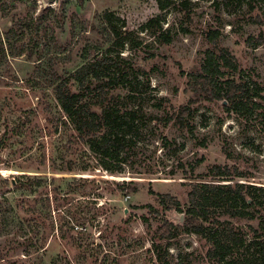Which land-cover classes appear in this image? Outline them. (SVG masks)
Instances as JSON below:
<instances>
[{"label": "rangeland", "instance_id": "obj_1", "mask_svg": "<svg viewBox=\"0 0 264 264\" xmlns=\"http://www.w3.org/2000/svg\"><path fill=\"white\" fill-rule=\"evenodd\" d=\"M182 1L165 17L166 43L157 30L141 31L160 14L157 0H0V264H216L207 255L209 233L177 228L168 240L160 230L166 221L182 224L197 186L264 188V0ZM106 11L132 32L133 43L113 45L123 62L110 73L116 92L133 97L126 110L139 116L115 171L77 139L52 84L54 74L66 81L110 46ZM18 20L26 22L24 36L9 45L5 34ZM212 30L221 32L216 44L206 37ZM213 48L228 52L237 67L223 63L225 79L250 84L256 107L237 112L195 93L187 75ZM191 101L193 115L181 126L177 113ZM162 196L180 210L162 206ZM246 211L254 220L213 207L214 233L229 234L228 224L238 238H252L264 205Z\"/></svg>", "mask_w": 264, "mask_h": 264}, {"label": "trees", "instance_id": "obj_2", "mask_svg": "<svg viewBox=\"0 0 264 264\" xmlns=\"http://www.w3.org/2000/svg\"><path fill=\"white\" fill-rule=\"evenodd\" d=\"M157 3L160 14L149 19L141 27V31L157 30V39H163L166 43H170L169 30L163 27L166 21L165 17L169 11L176 9L178 4L184 6L185 3L182 0H157ZM37 21L42 22V16ZM101 21L104 23L107 32L105 43L106 45L110 44L104 54L85 63L66 81H62L60 76L54 74L52 84L54 85L56 100L74 126L77 139L101 157L102 166L106 170L115 171L120 169L122 163H125L123 154L125 146L129 142L127 132L133 128V124L139 116L132 110H126L127 103L133 97L122 96L120 92H116V86H113L114 78L112 75L115 76V74L111 75L110 71L119 70L123 59L120 58V53L117 57L113 56L111 49L115 45L122 50L124 45L128 42L133 43V40L131 38L132 32H123L122 30V28H126V22L115 13L104 12ZM116 22H121L122 26L118 28ZM25 25V21L18 20L15 24L17 31L11 29L5 34L6 43L10 45L15 36H24V34L19 35ZM121 35H124V38L119 42L117 39ZM206 37L210 44H216L221 37V32L212 30L206 34ZM250 42L252 43L251 40ZM0 46L4 49L1 38ZM229 58L230 55L227 51H218L215 48L207 50L204 63L200 69L187 75L188 83L193 86L197 95L204 97L207 101H224L226 105L229 104L227 107L229 110L232 109L237 112L251 110V105L257 106L253 101L258 94H255L250 84L246 82L238 81L232 76L225 79L226 74L222 71L223 63L230 65V68L237 67ZM103 72H105L104 75ZM106 72L109 73L106 74ZM218 82L222 83L220 91H216L214 88ZM122 84L125 88L128 87L124 82ZM223 90L225 91L223 92ZM93 91H96L94 98H89L87 94ZM193 103L191 101L179 109L176 118L181 126L186 125L192 117ZM128 115L130 116L129 119ZM165 121L166 124H169L173 121V117H169ZM112 160H115L119 167L117 165L113 167L110 162ZM221 170L220 167H215V171L219 175L224 174V172H220ZM252 189L254 191L247 192L242 184L195 187L189 193L191 208L187 216L184 217V222L176 226L174 223L166 221L160 230L163 233V238L166 239L167 237L170 240L173 237V231L177 228L197 235L209 233L208 241L211 248L207 255L216 264H264V221L259 225V228H250L253 235L249 240L238 238L235 230L228 224L226 226L229 234L214 233L216 224L220 223V220L216 218V222H212L211 209L213 207H220V210L223 211L222 215L230 218L254 220L255 216L246 209L250 206L264 205V202L258 200L261 198L260 193L264 194V188ZM161 198L160 203L165 208H168L167 201H170L171 205L180 210V204L177 200L170 196H162ZM147 207L153 208L152 206ZM205 223L207 225L213 224V226H205ZM156 248L159 247L156 246ZM241 249H245L247 254L236 258L235 256ZM158 256L162 259L160 253Z\"/></svg>", "mask_w": 264, "mask_h": 264}, {"label": "water", "instance_id": "obj_3", "mask_svg": "<svg viewBox=\"0 0 264 264\" xmlns=\"http://www.w3.org/2000/svg\"><path fill=\"white\" fill-rule=\"evenodd\" d=\"M60 1L61 0H45L47 6H50V5H53V4L57 5V4H59ZM224 103L226 104V102H224ZM180 221L182 223L184 222V215L181 217Z\"/></svg>", "mask_w": 264, "mask_h": 264}]
</instances>
